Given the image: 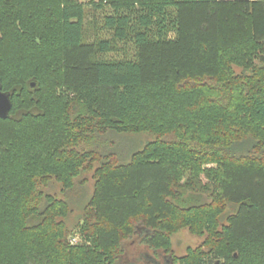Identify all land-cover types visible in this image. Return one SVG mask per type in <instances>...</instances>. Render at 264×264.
<instances>
[{"label":"trees","instance_id":"16d2710c","mask_svg":"<svg viewBox=\"0 0 264 264\" xmlns=\"http://www.w3.org/2000/svg\"><path fill=\"white\" fill-rule=\"evenodd\" d=\"M103 7L86 43L83 4L0 0V264H125L136 240L132 264H264V0ZM183 230L203 241L179 257Z\"/></svg>","mask_w":264,"mask_h":264},{"label":"rangeland","instance_id":"374dc122","mask_svg":"<svg viewBox=\"0 0 264 264\" xmlns=\"http://www.w3.org/2000/svg\"><path fill=\"white\" fill-rule=\"evenodd\" d=\"M78 3H81L85 6V42H92L97 38H108L110 34H108L106 30L102 28L104 25V17L108 14L111 9L109 7L95 8V5L98 4L100 0H74ZM121 49L118 51H113L107 54L106 57L108 58H119V59H134L136 54V48L133 43H122L120 45ZM238 70V69H237ZM155 139L154 135L151 134H142V135H125L117 137V143L121 142V147L123 150L128 149H140L142 148L147 142L153 141ZM88 178V177H85ZM89 178L91 176L89 175ZM93 181L92 179L89 180L88 185L85 187H78L76 199L79 198L80 194H83V198L86 196H90L93 192ZM83 191V192H82ZM52 193L58 194L59 197H62L61 187L60 185H56L53 187ZM76 205L73 206L74 213L70 217V224H75L76 218L81 215L82 211L78 209V201L76 200ZM81 203V201L79 202ZM75 222V223H74ZM78 234V233H75ZM74 234L70 235L69 241H76L74 246L84 244V240L80 236L79 239H75L73 237ZM203 239L197 236L192 235L188 230H183L173 238V250L177 256H183L186 254V250L188 247H196L202 243ZM127 254L124 256L125 264H132L136 260L142 258L140 256L144 255H153V252L148 251L147 247L141 244L140 240L133 241V243L129 242V246L126 249ZM153 261L144 264H153ZM155 264H166V258L160 257Z\"/></svg>","mask_w":264,"mask_h":264},{"label":"water","instance_id":"95a60500","mask_svg":"<svg viewBox=\"0 0 264 264\" xmlns=\"http://www.w3.org/2000/svg\"><path fill=\"white\" fill-rule=\"evenodd\" d=\"M34 86V85H33ZM12 110V99L9 93L0 89V119H8Z\"/></svg>","mask_w":264,"mask_h":264},{"label":"built area","instance_id":"2783aa9c","mask_svg":"<svg viewBox=\"0 0 264 264\" xmlns=\"http://www.w3.org/2000/svg\"><path fill=\"white\" fill-rule=\"evenodd\" d=\"M73 237L75 239H79L80 238L79 234H74ZM70 242H71V244H75L76 243V241H70Z\"/></svg>","mask_w":264,"mask_h":264}]
</instances>
